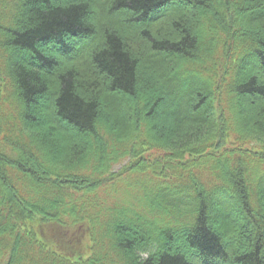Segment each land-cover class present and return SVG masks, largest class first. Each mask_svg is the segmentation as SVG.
Segmentation results:
<instances>
[{
	"label": "trees",
	"instance_id": "trees-1",
	"mask_svg": "<svg viewBox=\"0 0 264 264\" xmlns=\"http://www.w3.org/2000/svg\"><path fill=\"white\" fill-rule=\"evenodd\" d=\"M0 264H264V0H0Z\"/></svg>",
	"mask_w": 264,
	"mask_h": 264
},
{
	"label": "rangeland",
	"instance_id": "rangeland-1",
	"mask_svg": "<svg viewBox=\"0 0 264 264\" xmlns=\"http://www.w3.org/2000/svg\"><path fill=\"white\" fill-rule=\"evenodd\" d=\"M95 19H99V20H102V17L101 16H95ZM164 115H165V113H164ZM166 116V115H165ZM121 167V165H117V166H115V169L116 170H118L119 168ZM47 236L49 237V234L47 233ZM52 238H54V239H56L54 236H52V237H50V239H52ZM194 260V259H193ZM197 260H198V258H197ZM197 260H195V261H197Z\"/></svg>",
	"mask_w": 264,
	"mask_h": 264
}]
</instances>
